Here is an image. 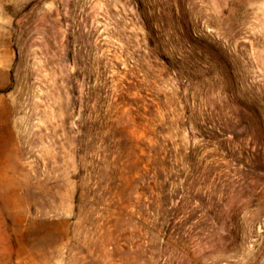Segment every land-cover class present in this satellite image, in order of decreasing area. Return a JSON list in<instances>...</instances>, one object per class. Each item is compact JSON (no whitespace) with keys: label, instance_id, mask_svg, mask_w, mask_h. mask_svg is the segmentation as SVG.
<instances>
[{"label":"rangeland","instance_id":"374dc122","mask_svg":"<svg viewBox=\"0 0 264 264\" xmlns=\"http://www.w3.org/2000/svg\"><path fill=\"white\" fill-rule=\"evenodd\" d=\"M0 264H264V0H0Z\"/></svg>","mask_w":264,"mask_h":264}]
</instances>
